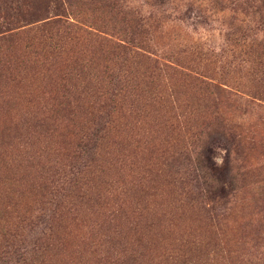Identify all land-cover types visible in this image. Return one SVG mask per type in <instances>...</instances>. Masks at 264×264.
<instances>
[{
	"label": "rangeland",
	"instance_id": "1",
	"mask_svg": "<svg viewBox=\"0 0 264 264\" xmlns=\"http://www.w3.org/2000/svg\"><path fill=\"white\" fill-rule=\"evenodd\" d=\"M97 2L0 0V52L24 63L18 66L21 84L12 83L15 77L11 75L0 87L1 96L9 102L8 114L13 116L5 124L6 142L18 149L19 140L26 135L32 141L43 135L38 125L46 112L49 114L50 95L56 93L53 83L66 82L69 77L61 79L67 68L60 60L48 54L35 56L37 42L31 37L37 36V27L63 20L68 32L64 35L66 50L53 54L92 68L94 56L106 59L107 82L118 70L117 61L108 62L111 44L128 45V38L114 31L130 21L146 41L143 50L135 47L136 51L194 76L199 73L196 77L208 83L204 89L208 98L198 102L204 118L193 131L198 133L194 138L183 127L184 108L176 110L182 120L176 115V121L168 120L167 127L161 124L167 119L164 114L151 112L148 116L144 137H155L152 143L156 146L147 149L152 144H145L139 154L146 186L141 191L135 187V191L129 184L121 202L124 211L141 208L149 216L135 236L131 233L130 241L139 239L146 247L144 264H264V0ZM159 83L161 90L170 92L169 80L163 77ZM90 119L83 120L86 124L81 121L84 129L91 128ZM121 123L118 129L126 130L122 138L132 126L126 128V120ZM169 124L176 127L173 132L168 130ZM138 133L133 130L130 134ZM181 147L187 148L188 154ZM109 148L115 160L121 158V148ZM172 151L176 152L173 159ZM98 153L105 156V149ZM195 153H200L201 164L219 179V184L211 181V192L200 189L201 179L187 164ZM117 165L111 168L105 164L102 169L116 179L122 174L115 173ZM133 171L128 167L126 174ZM126 174L129 182L132 178ZM17 175L0 162V223H18L22 232L20 243L7 255L0 250V264H14V250L15 257L29 251L50 225L48 201L52 196L41 197L38 189L16 183ZM108 202L118 203L114 199ZM101 222V217L89 213L84 222L77 219L58 224L53 238L59 239V249L51 253L59 255L53 256L51 264H96L101 252L120 254L121 244L113 246L115 234L109 221ZM117 235L120 239L119 232Z\"/></svg>",
	"mask_w": 264,
	"mask_h": 264
},
{
	"label": "trees",
	"instance_id": "2",
	"mask_svg": "<svg viewBox=\"0 0 264 264\" xmlns=\"http://www.w3.org/2000/svg\"><path fill=\"white\" fill-rule=\"evenodd\" d=\"M99 3H102V0H98L97 4ZM129 23L130 21L114 31L115 34H124L125 38H128V45L111 44L109 54L112 56L108 62L113 64L117 61L115 63L118 70L111 78H107V82L104 80L109 66L106 59L94 56L92 68L83 62L78 63L74 60L68 63L66 59L56 56L66 50L64 35L68 32L63 20L56 19L37 27L38 33H34L37 36L31 37L33 43L37 42L35 56L48 54L60 60L65 64L64 68H67L61 79L69 77L66 78V82L59 80L53 83L56 84V88H53L56 93L50 95L52 102L49 104V114L45 111L47 118L43 116L38 125L40 127L38 132H42L43 135L33 141L27 138L30 135H26L27 137L19 140L18 149H14L10 142H6L8 135H5L7 132L5 124L12 120L13 116L7 111L9 102L0 94V162L6 163L18 174L15 177L16 183L38 189L41 197H44V194L52 196L48 201L52 208L49 216L50 225L46 227L48 233L38 237L32 242L29 251L17 254V257L14 250V264H51L53 256L59 255L51 253L55 248L59 249V239L53 238L57 236L54 229H58L60 223L67 225L68 222L71 224L77 219L84 222L89 213H93L95 218L96 215L101 217V225L109 221L108 224L115 234L113 246L119 243L122 248L120 254L116 252L112 254L109 251L111 256L103 255L101 252L99 257L96 256L98 257L96 264H144L146 260L144 254L146 247L139 243V239L132 242L130 240L131 233L135 236L138 227L149 215L141 208L134 210L127 208L124 211V203L121 201L127 196L129 184L135 191V187L141 191L146 186L144 184L146 171L141 170L138 165L141 158L139 154L145 149L143 147L145 144L147 146L152 144L147 149H155L156 146L152 143L155 137L150 136L151 140L144 137L145 131L148 130L145 129L148 116L151 112L164 114L167 119L161 124L167 127L168 120L170 123L176 121V110L184 108L181 113L185 117L183 127L191 134V138H194L198 133L193 131L204 118L198 102L202 103L208 98L205 94L208 83L196 77L201 75L199 73L194 76L172 64L153 60L136 51L135 47L139 48V51L143 50L146 41L143 33L135 32L134 25L132 23L128 25ZM137 44L138 46H135ZM235 45L237 48L244 46ZM11 56L0 52V87L2 81L10 79L11 75L15 77L11 80L16 86L23 81L18 66L24 63L19 59L14 60ZM163 77L171 84L170 89H167L170 90L169 93L159 87L160 78ZM174 104L177 105L176 108ZM177 116L182 120L181 115ZM86 117L91 118L89 129H84L81 125V121L85 124L88 122L83 121ZM122 120H126V128L132 126V129L121 138L122 133L126 131L118 129L122 126ZM169 126L170 132L176 129L173 124ZM133 130L139 133L130 134ZM28 131L31 132V128ZM57 138L61 140L58 141ZM115 145L118 150L120 148L122 150L121 158L116 160L112 149L109 148ZM101 148L105 149V156L102 157L98 153ZM182 149L188 154L187 148L181 147ZM175 154L176 152L172 151L170 158L173 159ZM105 164L111 168L119 164L114 168L117 169L115 173L122 171V174L113 179L109 172L102 169ZM187 164L192 168V172L197 174L196 178L201 179L200 189L211 192L213 189H208L211 181L219 184L217 175L214 172L211 174L209 169L201 164L200 153H195L194 160L188 159ZM128 167L135 171L127 175ZM125 174L132 178L129 182L125 180ZM135 181L137 183H134ZM112 199L118 203L109 205L108 201ZM7 221L9 222L6 220L0 223V250L6 255L9 249H14L15 245L20 243L22 233L19 231L18 223L11 226ZM24 221L22 219L20 223ZM118 232L121 240L117 237Z\"/></svg>",
	"mask_w": 264,
	"mask_h": 264
}]
</instances>
